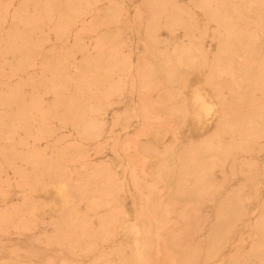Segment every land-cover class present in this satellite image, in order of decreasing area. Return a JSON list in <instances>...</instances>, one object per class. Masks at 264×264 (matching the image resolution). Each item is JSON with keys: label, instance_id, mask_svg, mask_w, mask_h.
I'll return each instance as SVG.
<instances>
[{"label": "bare ground", "instance_id": "1", "mask_svg": "<svg viewBox=\"0 0 264 264\" xmlns=\"http://www.w3.org/2000/svg\"><path fill=\"white\" fill-rule=\"evenodd\" d=\"M261 188L264 0H0V264H264Z\"/></svg>", "mask_w": 264, "mask_h": 264}, {"label": "rangeland", "instance_id": "2", "mask_svg": "<svg viewBox=\"0 0 264 264\" xmlns=\"http://www.w3.org/2000/svg\"><path fill=\"white\" fill-rule=\"evenodd\" d=\"M131 8L129 10H131ZM206 50L211 51L212 50V47L206 46ZM119 111H121V110H119ZM119 111H117V112H119ZM113 114H114L113 112H110V114L108 115V118H110ZM106 159H107V157H104V158L102 157V160H106ZM260 193H261L262 196H264V188H261V192ZM246 228H247V226H245L243 224L237 226V230H239L241 232H244L243 229H246ZM243 237H247V236H243ZM203 239H204L203 233L199 232V233H196V234H194L193 236H190V237H182L181 236L179 240L181 241L180 243L186 244V243H189V242L190 243H200ZM240 240L245 241L243 244L245 246V250L248 251V249L250 248V246H252L254 239L253 238H250V237H247V238H244V239H239L238 235H233L227 241V245H226L225 250L222 253V256H219L215 262H209V263H201L200 262L199 264H223L225 262L227 256L232 251L233 247L236 244H239V243L242 242ZM254 241H259V239H256ZM152 255L153 256H152L151 259L154 260L155 259V255L154 254H152ZM160 259L163 260V261H165L166 260V254L161 255L160 256Z\"/></svg>", "mask_w": 264, "mask_h": 264}]
</instances>
